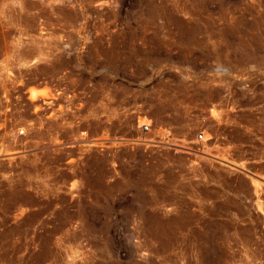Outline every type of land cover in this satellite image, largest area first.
Here are the masks:
<instances>
[{
  "label": "rangeland",
  "instance_id": "rangeland-1",
  "mask_svg": "<svg viewBox=\"0 0 264 264\" xmlns=\"http://www.w3.org/2000/svg\"><path fill=\"white\" fill-rule=\"evenodd\" d=\"M0 264H264V0H0Z\"/></svg>",
  "mask_w": 264,
  "mask_h": 264
},
{
  "label": "built area",
  "instance_id": "built-area-1",
  "mask_svg": "<svg viewBox=\"0 0 264 264\" xmlns=\"http://www.w3.org/2000/svg\"><path fill=\"white\" fill-rule=\"evenodd\" d=\"M144 129H145V131H149L150 130V127L148 125H145L144 126ZM198 138H199V140H203L204 139V135L203 134H200L198 136Z\"/></svg>",
  "mask_w": 264,
  "mask_h": 264
}]
</instances>
